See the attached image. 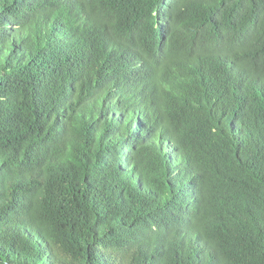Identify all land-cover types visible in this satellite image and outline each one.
I'll use <instances>...</instances> for the list:
<instances>
[{
	"label": "trees",
	"instance_id": "obj_1",
	"mask_svg": "<svg viewBox=\"0 0 264 264\" xmlns=\"http://www.w3.org/2000/svg\"><path fill=\"white\" fill-rule=\"evenodd\" d=\"M0 4V264H264V0Z\"/></svg>",
	"mask_w": 264,
	"mask_h": 264
},
{
	"label": "bare ground",
	"instance_id": "obj_2",
	"mask_svg": "<svg viewBox=\"0 0 264 264\" xmlns=\"http://www.w3.org/2000/svg\"><path fill=\"white\" fill-rule=\"evenodd\" d=\"M0 5H2V4H0ZM11 67V66H10Z\"/></svg>",
	"mask_w": 264,
	"mask_h": 264
}]
</instances>
